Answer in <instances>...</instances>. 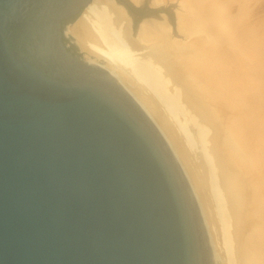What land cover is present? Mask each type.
I'll return each instance as SVG.
<instances>
[{
	"label": "water",
	"instance_id": "1",
	"mask_svg": "<svg viewBox=\"0 0 264 264\" xmlns=\"http://www.w3.org/2000/svg\"><path fill=\"white\" fill-rule=\"evenodd\" d=\"M90 1L0 0V264H217L159 130L64 41ZM121 6L133 34L155 18ZM242 260L264 264V217Z\"/></svg>",
	"mask_w": 264,
	"mask_h": 264
},
{
	"label": "bare ground",
	"instance_id": "2",
	"mask_svg": "<svg viewBox=\"0 0 264 264\" xmlns=\"http://www.w3.org/2000/svg\"><path fill=\"white\" fill-rule=\"evenodd\" d=\"M170 1L148 0L153 6ZM175 1L177 34L166 15L144 19L133 34L130 18L114 0H91L66 32L88 60L107 69L141 106L173 151L198 202L187 160L159 110L174 109L165 96L175 90L171 81L186 89L206 124L217 123L218 163L229 196L217 236L199 206L215 261L243 264L247 241L264 217V26L259 9L247 7L259 0Z\"/></svg>",
	"mask_w": 264,
	"mask_h": 264
},
{
	"label": "rangeland",
	"instance_id": "3",
	"mask_svg": "<svg viewBox=\"0 0 264 264\" xmlns=\"http://www.w3.org/2000/svg\"><path fill=\"white\" fill-rule=\"evenodd\" d=\"M251 4V2L248 3L247 7H252L251 10L254 11V7L259 9V20L264 26V0H259V2L253 6ZM150 6L154 7L156 11L147 14L146 17L154 16L155 18H160L161 16L163 17L167 14L170 16L171 22H175L174 11L176 10V7H178L175 0H173V2L171 0L165 4V6ZM237 18L238 17H235L234 19ZM74 21L75 17L68 24H71ZM136 24L134 20V26H136ZM168 24L171 23L168 22ZM224 30H220V33H223ZM67 35L73 39L71 34ZM200 35L202 34L200 33ZM195 36L197 35H194V37ZM190 38H193V36ZM73 47L76 52L79 51L77 44L76 47ZM260 52L264 54V46ZM82 54L85 53L82 52ZM171 85L175 87V90L166 91L165 96H168L173 101L174 109L172 112H169L166 111L164 106H160L159 110L164 117L168 118L169 130L172 132L173 137L176 140L175 143L179 145L183 155L185 156L187 160V167L191 172V175H193L192 177L195 179L194 183L198 194V203H200L201 208L205 213L206 223L211 228L212 234L217 236L220 233V229L223 224L220 220V212L223 211L226 215L227 210L224 207L226 206V208H228L229 206V196L225 191L223 174L218 163L219 157L217 153L216 141L218 126L215 121H211L207 124L205 123L203 120L204 117L197 113L198 111L194 109L195 106L189 101L187 91L184 87L176 84L173 85L172 81ZM174 87H172V89ZM200 131H203V137L199 136ZM198 176H200V178ZM222 208H224V210H222ZM216 233L217 235H215Z\"/></svg>",
	"mask_w": 264,
	"mask_h": 264
},
{
	"label": "flooded vegetation",
	"instance_id": "4",
	"mask_svg": "<svg viewBox=\"0 0 264 264\" xmlns=\"http://www.w3.org/2000/svg\"><path fill=\"white\" fill-rule=\"evenodd\" d=\"M114 1H116L117 3H119L121 5H124L128 9V11L130 12V14H132L133 17H134L135 24H136V22L138 20L140 21L142 18L146 17L147 14L156 11L154 9V7H152V6L149 5L148 0H145L146 2L144 1V4L142 6H135L129 0H114ZM73 18L64 20V24H68L69 22H71V19H73ZM173 21H174V19H173ZM64 41L67 44V46H68L69 49H71L74 52H76L74 50V47H73V46L76 47V43H75V41L71 37H64Z\"/></svg>",
	"mask_w": 264,
	"mask_h": 264
},
{
	"label": "trees",
	"instance_id": "5",
	"mask_svg": "<svg viewBox=\"0 0 264 264\" xmlns=\"http://www.w3.org/2000/svg\"><path fill=\"white\" fill-rule=\"evenodd\" d=\"M72 20V19H71Z\"/></svg>",
	"mask_w": 264,
	"mask_h": 264
}]
</instances>
